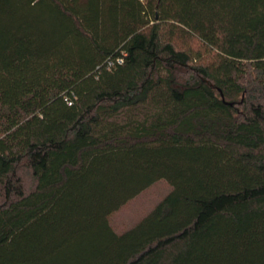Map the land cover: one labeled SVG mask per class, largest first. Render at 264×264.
Returning a JSON list of instances; mask_svg holds the SVG:
<instances>
[{"label":"trees","instance_id":"obj_1","mask_svg":"<svg viewBox=\"0 0 264 264\" xmlns=\"http://www.w3.org/2000/svg\"><path fill=\"white\" fill-rule=\"evenodd\" d=\"M0 264H264V0H0Z\"/></svg>","mask_w":264,"mask_h":264},{"label":"rangeland","instance_id":"obj_2","mask_svg":"<svg viewBox=\"0 0 264 264\" xmlns=\"http://www.w3.org/2000/svg\"><path fill=\"white\" fill-rule=\"evenodd\" d=\"M170 190L171 185L165 179L154 182L110 216L112 226L117 232L132 227Z\"/></svg>","mask_w":264,"mask_h":264},{"label":"built area","instance_id":"obj_3","mask_svg":"<svg viewBox=\"0 0 264 264\" xmlns=\"http://www.w3.org/2000/svg\"><path fill=\"white\" fill-rule=\"evenodd\" d=\"M121 61V59H119V62Z\"/></svg>","mask_w":264,"mask_h":264}]
</instances>
